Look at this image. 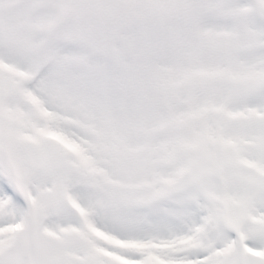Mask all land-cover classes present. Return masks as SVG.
<instances>
[{
    "label": "snow or ice",
    "instance_id": "1",
    "mask_svg": "<svg viewBox=\"0 0 264 264\" xmlns=\"http://www.w3.org/2000/svg\"><path fill=\"white\" fill-rule=\"evenodd\" d=\"M0 264H264V0H0Z\"/></svg>",
    "mask_w": 264,
    "mask_h": 264
}]
</instances>
